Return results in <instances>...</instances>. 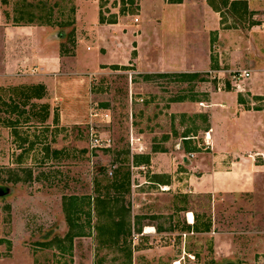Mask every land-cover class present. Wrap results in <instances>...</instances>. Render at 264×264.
<instances>
[{"label":"rangeland","instance_id":"374dc122","mask_svg":"<svg viewBox=\"0 0 264 264\" xmlns=\"http://www.w3.org/2000/svg\"><path fill=\"white\" fill-rule=\"evenodd\" d=\"M79 1L0 0V42L5 26L48 25L58 29L65 48L72 50L78 36ZM212 1L220 8L221 28L247 26L245 2L237 1L242 7L232 9L236 0ZM95 3L106 21L123 16L145 27L148 45L143 48L142 66L184 65L177 35L186 22L180 20L179 30H169L164 19L170 9H164L163 0ZM202 22L189 21L194 25L189 32L195 28L191 40L203 42ZM204 27L217 29V23ZM216 35V31L206 35L209 70L216 67L212 64L217 59ZM133 68L122 65L94 79L96 121L89 125H60L58 106L42 95L37 84L0 88V264H264V181L252 195L238 200L193 196L178 180L165 187L160 182L166 181V174L155 169L150 173L148 161L141 164L143 159H137V152L148 146L145 139L144 143L133 137L137 131L150 138L172 132L177 140L183 134L202 135L207 129L203 116L166 109L181 92L188 91L183 96L192 101L206 94L181 89L185 84L172 74L144 77L132 73ZM211 73L202 76L207 86L216 81ZM223 75L228 81V73ZM98 112L103 120L109 115V125ZM152 116L158 119L151 120ZM90 127L109 140V146L92 148ZM171 158L181 165L182 149ZM75 196L90 203L77 216L83 230L77 237L70 219ZM189 211L194 214L192 224L187 221ZM147 228L152 232L145 233Z\"/></svg>","mask_w":264,"mask_h":264},{"label":"crops","instance_id":"0c3cea01","mask_svg":"<svg viewBox=\"0 0 264 264\" xmlns=\"http://www.w3.org/2000/svg\"><path fill=\"white\" fill-rule=\"evenodd\" d=\"M236 1L245 2L247 26L224 29L219 13L211 9L207 0H181L180 3L163 0L164 9H170L164 19L169 30H179L180 20L186 22L177 35L181 40L178 49L183 50L184 65L178 67L172 63L170 69H162L163 65L158 69L146 64L142 66L143 48L148 45L144 40L145 27L128 22L129 18L123 16L100 23L101 15L95 0L78 3L81 8L77 13L78 36L72 50L65 48V39L54 27L5 26L0 42V88L37 84L42 95L51 97L58 106L59 124L76 126L96 121L93 85L101 73L116 72L122 65H130L134 67L132 73L144 77L175 75L181 84H185L181 89L190 87L194 93L206 94V97L201 99L197 95L199 99L192 101L183 96L188 91L181 92L179 99L167 103L170 108L166 111L179 110L182 115L203 116L207 129L202 135H180L178 140L172 132L150 138L149 133L137 131L133 137L148 143L146 147L142 142L139 144L146 150L137 152V159H143L141 164L148 161L150 173L154 169L157 173H165L166 181L160 182L165 187L178 180L193 196L210 194L214 198L238 200L252 195L264 181V0ZM88 8L92 11L88 12ZM192 20L197 24L203 21L200 24L203 42L191 40L195 33V28L194 32H189L190 25L194 26L189 23ZM214 20L217 29L204 27ZM205 30L217 32L213 46L217 59L212 62L216 67L212 71L209 70L210 42ZM115 67L118 69L112 70ZM237 70L249 71L250 77L241 84H233L230 73ZM210 71L213 72L210 78L216 81L208 86L200 79L190 81L179 77L197 74L202 78V74ZM224 73H228L230 84ZM97 114L103 118L102 113ZM106 115V120H102L109 125V115ZM153 119L158 117L152 116ZM180 146L184 157L182 166L171 158L176 150L181 151ZM188 214H192L194 220V214L189 211L187 217Z\"/></svg>","mask_w":264,"mask_h":264},{"label":"trees","instance_id":"16d2710c","mask_svg":"<svg viewBox=\"0 0 264 264\" xmlns=\"http://www.w3.org/2000/svg\"><path fill=\"white\" fill-rule=\"evenodd\" d=\"M169 3H180L181 0H168ZM208 4L212 7V8H216V4L212 1V0H207ZM238 2H233V6H232V9L233 8H236ZM240 4V3H239ZM222 5L225 6L226 3L225 2H222ZM237 7H242V6H237ZM241 9V8H240ZM214 11L218 12L220 11V8L219 9H215ZM105 19H102L101 16H100V23H103ZM204 74H202L203 76ZM164 77V76H163ZM172 77H177L175 75H172ZM180 78L182 79H185V80H193V79H200V81H204L202 80V78H200V75H197V74H183V75H180L179 76ZM14 110V109H13ZM57 117V116H56ZM90 206V203L88 201L87 198H78L77 196L71 198V201H70V219H71V225H72V228L75 230H77L76 232H74L73 236L77 237V236H83V230H82V226L77 224V216L82 213V207L83 206ZM89 214H88V218H89ZM72 238H69V240L71 241Z\"/></svg>","mask_w":264,"mask_h":264},{"label":"built area","instance_id":"2783aa9c","mask_svg":"<svg viewBox=\"0 0 264 264\" xmlns=\"http://www.w3.org/2000/svg\"><path fill=\"white\" fill-rule=\"evenodd\" d=\"M211 73V72H209ZM212 74V73H211ZM250 77V72L249 71H233L230 73V80L232 81V83L234 84H238L239 82H241L244 79H247ZM89 143L92 146V148H100V147H107L109 146V140H104L102 138H100L96 133L95 130L90 127V131H89Z\"/></svg>","mask_w":264,"mask_h":264},{"label":"bare ground","instance_id":"6f19581e","mask_svg":"<svg viewBox=\"0 0 264 264\" xmlns=\"http://www.w3.org/2000/svg\"><path fill=\"white\" fill-rule=\"evenodd\" d=\"M188 219H189L190 222H192L193 221V215L192 214H188ZM150 232H152V229L147 228L145 233H150ZM173 264H180V262L179 261H175Z\"/></svg>","mask_w":264,"mask_h":264}]
</instances>
